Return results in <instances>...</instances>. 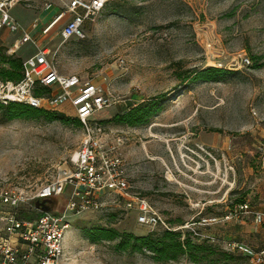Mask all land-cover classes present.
Instances as JSON below:
<instances>
[{"label": "rangeland", "instance_id": "rangeland-1", "mask_svg": "<svg viewBox=\"0 0 264 264\" xmlns=\"http://www.w3.org/2000/svg\"><path fill=\"white\" fill-rule=\"evenodd\" d=\"M70 1L32 0L33 8L21 3L12 14L30 28L34 10L46 3L64 10ZM60 30L37 41L38 46L51 50L60 73L96 82L116 100L95 113L96 121L166 94L146 123H104L101 138L106 147H118L132 168L135 192L172 227L223 218L241 201L264 213V0H109L85 24V39L65 41ZM19 36L0 31V48L10 54ZM38 46L29 42L14 54L26 60ZM253 57L260 58L259 66H252ZM245 58L251 65L244 66ZM207 67L229 73L179 86L184 71ZM53 110L69 122L0 121V186L33 195L70 166L84 130L73 123L70 104ZM66 200L64 194L53 202L52 212H62ZM116 204L69 218L59 264H191L185 257L157 263L146 255L115 252L112 242L92 244L85 228L138 236L150 231L137 222L134 211H126L121 201ZM196 228L206 235L203 241L236 255L228 246L234 241L264 249V222L255 223L252 215Z\"/></svg>", "mask_w": 264, "mask_h": 264}, {"label": "built area", "instance_id": "built-area-1", "mask_svg": "<svg viewBox=\"0 0 264 264\" xmlns=\"http://www.w3.org/2000/svg\"><path fill=\"white\" fill-rule=\"evenodd\" d=\"M31 2L32 0H0V31L8 30L20 35L9 49L11 55L29 42L38 46L37 40L12 14L16 5L25 3L26 7L31 8ZM108 2L109 0H71L63 11L43 25L41 35L47 36L57 26H61L60 36L63 40L85 39V24L89 19L97 17ZM52 7V3L44 5L45 10ZM31 27L36 29L38 22L34 21ZM24 61L25 77L20 82L0 80V102L22 103L45 110H53L68 103L75 117L82 123L84 141L71 157L70 166L33 195L0 186V264H59L64 256L65 235L71 227L69 218L75 214L119 206L117 201L123 203L126 211H134L137 222L150 231L158 228L190 230L201 235L197 232V226H211L244 215H252L257 224L264 222V213L246 202L237 204L223 218L212 217L202 219L199 223L172 227L146 197L135 192L130 179L132 168L121 156L118 147H106L102 142L103 127L93 116L112 107L116 100L96 82L60 73L54 54L48 47L38 46L37 52ZM243 61L244 66L251 65L249 58ZM44 87L49 88V92L38 95L37 91ZM64 194L67 195V202L62 212H44L34 206L36 200L46 198L56 203ZM26 206L29 208L24 209ZM205 236L201 235L203 238ZM228 246L231 251L248 257L249 264H264V249L257 251L252 246L235 241Z\"/></svg>", "mask_w": 264, "mask_h": 264}, {"label": "trees", "instance_id": "trees-1", "mask_svg": "<svg viewBox=\"0 0 264 264\" xmlns=\"http://www.w3.org/2000/svg\"><path fill=\"white\" fill-rule=\"evenodd\" d=\"M259 59V57H253L254 63L252 66H259ZM23 62H25L23 58L15 54H7L5 48H0V80L3 82H20L25 77ZM227 73L229 71L221 67H207L195 71L187 70L180 75L183 82L179 86H185L190 80L212 82ZM37 92L38 95H42L49 92V88L44 87ZM165 96L166 94L158 96L147 103L138 104L126 112H116L113 117L99 121V124L114 123L116 126L144 124L158 112V101ZM18 118H44L47 121L59 120L64 123L70 120L64 113L55 110L33 108L16 102H9L8 104L0 102V121L4 122ZM73 123L79 128L82 127V123L77 118L73 120ZM242 203L246 202L241 201L238 204ZM84 230L92 244L112 242V250L115 252L146 255L157 263H169L185 257L191 264H219V260L223 261V264H233L234 261H244L245 264H249V258L245 255L239 252H237L239 255H236L219 249L207 241H203L201 235H197L190 230H186L187 232L154 230L142 236L121 233L115 228L93 227Z\"/></svg>", "mask_w": 264, "mask_h": 264}, {"label": "crops", "instance_id": "crops-1", "mask_svg": "<svg viewBox=\"0 0 264 264\" xmlns=\"http://www.w3.org/2000/svg\"><path fill=\"white\" fill-rule=\"evenodd\" d=\"M34 10V9H32ZM53 10L55 11H58L57 13L53 12ZM43 11V12H42ZM61 9H54L53 7L50 9V10H45L44 7L43 8H40L39 12L34 10L35 14H37L34 19L32 20L33 22L34 21H37L38 22V27L36 29L30 27V28H26V30H28L29 34L35 39L37 40L38 42H40L42 40V38L44 37L43 35H41V28L43 27V25L47 24L48 22H50L54 17H56V15L58 13H60ZM52 12V13H50ZM50 17V20L48 22H46V19ZM32 25V23H31ZM58 27V26H57ZM56 27V28H57ZM18 38V37H17ZM16 38V39H17ZM108 119V118H107ZM57 207V205H56ZM55 207V208H56ZM28 208V206L24 207V209ZM23 212V211H22Z\"/></svg>", "mask_w": 264, "mask_h": 264}, {"label": "water", "instance_id": "water-1", "mask_svg": "<svg viewBox=\"0 0 264 264\" xmlns=\"http://www.w3.org/2000/svg\"><path fill=\"white\" fill-rule=\"evenodd\" d=\"M53 202L54 201L52 199H49V198H46L43 200H36L34 206H35V208H37L41 211H44V212L52 211Z\"/></svg>", "mask_w": 264, "mask_h": 264}]
</instances>
